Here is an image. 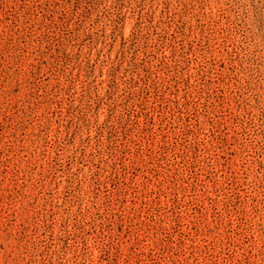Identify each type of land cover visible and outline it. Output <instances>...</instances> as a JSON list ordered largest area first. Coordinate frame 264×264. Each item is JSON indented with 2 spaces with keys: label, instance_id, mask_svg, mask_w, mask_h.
I'll list each match as a JSON object with an SVG mask.
<instances>
[{
  "label": "rangeland",
  "instance_id": "obj_1",
  "mask_svg": "<svg viewBox=\"0 0 264 264\" xmlns=\"http://www.w3.org/2000/svg\"><path fill=\"white\" fill-rule=\"evenodd\" d=\"M0 264H264V0H0Z\"/></svg>",
  "mask_w": 264,
  "mask_h": 264
}]
</instances>
